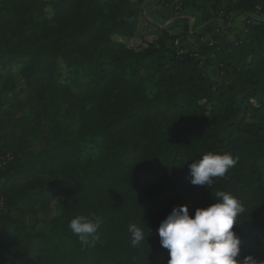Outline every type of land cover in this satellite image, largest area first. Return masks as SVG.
<instances>
[{"label":"trees","instance_id":"16d2710c","mask_svg":"<svg viewBox=\"0 0 264 264\" xmlns=\"http://www.w3.org/2000/svg\"><path fill=\"white\" fill-rule=\"evenodd\" d=\"M205 1L208 15L247 16L236 46L202 41L209 29L187 47V19L131 46L145 0H0V264H168L162 220L217 191L245 208L238 259L264 261V0ZM208 152L239 160L192 185ZM92 212L100 239L82 246L68 223Z\"/></svg>","mask_w":264,"mask_h":264},{"label":"clouds","instance_id":"9594fccd","mask_svg":"<svg viewBox=\"0 0 264 264\" xmlns=\"http://www.w3.org/2000/svg\"><path fill=\"white\" fill-rule=\"evenodd\" d=\"M239 157L230 153L208 152L202 159L189 165L192 185H208L214 178L223 177L238 163ZM215 203L196 208L190 215L189 206L174 207L159 225L160 245L169 251L168 264H264L254 256L238 259L241 238L233 230L245 208L243 203L225 191L215 193ZM103 219L92 212L77 215L68 228L78 237L82 246H94L100 239L99 229ZM131 245L138 246L146 240L142 228L135 223L128 226Z\"/></svg>","mask_w":264,"mask_h":264},{"label":"rangeland","instance_id":"374dc122","mask_svg":"<svg viewBox=\"0 0 264 264\" xmlns=\"http://www.w3.org/2000/svg\"><path fill=\"white\" fill-rule=\"evenodd\" d=\"M209 7V3L205 0H196L195 8H182L181 5L176 7L163 5L162 0H145L139 28L132 38H127L126 40L129 41L131 46L145 45L146 41H152L155 38L154 29L156 27H169L175 32H180L183 25H185L183 19H187L190 25L189 33L184 35L187 47L194 48V43H198V34H204L209 29H212L213 32L202 38V41H208L212 36H215L224 48L236 46L237 40L243 34L247 16L232 12L226 15H208ZM209 73L216 80L228 81L231 79L229 75L222 73L217 66H213ZM53 212L54 205H52L49 212H40L38 214L37 217H43L39 225L41 229H49L48 215H52Z\"/></svg>","mask_w":264,"mask_h":264}]
</instances>
